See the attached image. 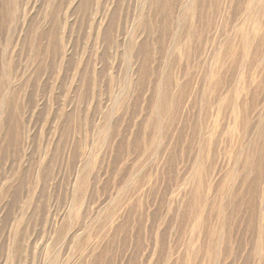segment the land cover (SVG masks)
<instances>
[{
  "label": "rangeland",
  "instance_id": "1",
  "mask_svg": "<svg viewBox=\"0 0 264 264\" xmlns=\"http://www.w3.org/2000/svg\"><path fill=\"white\" fill-rule=\"evenodd\" d=\"M0 264H264V0H0Z\"/></svg>",
  "mask_w": 264,
  "mask_h": 264
},
{
  "label": "bare ground",
  "instance_id": "2",
  "mask_svg": "<svg viewBox=\"0 0 264 264\" xmlns=\"http://www.w3.org/2000/svg\"><path fill=\"white\" fill-rule=\"evenodd\" d=\"M164 101V97H161V102H163Z\"/></svg>",
  "mask_w": 264,
  "mask_h": 264
}]
</instances>
